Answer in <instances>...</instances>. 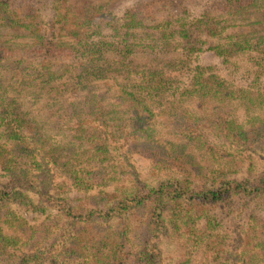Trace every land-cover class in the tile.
Listing matches in <instances>:
<instances>
[{
	"label": "trees",
	"instance_id": "16d2710c",
	"mask_svg": "<svg viewBox=\"0 0 264 264\" xmlns=\"http://www.w3.org/2000/svg\"><path fill=\"white\" fill-rule=\"evenodd\" d=\"M173 1L0 0V264H264V0Z\"/></svg>",
	"mask_w": 264,
	"mask_h": 264
},
{
	"label": "rangeland",
	"instance_id": "374dc122",
	"mask_svg": "<svg viewBox=\"0 0 264 264\" xmlns=\"http://www.w3.org/2000/svg\"><path fill=\"white\" fill-rule=\"evenodd\" d=\"M133 1H142L141 3H144L145 1H151V0H112V7L114 9L122 10L123 7L130 5ZM159 1L160 2H158V3H162V2H165L166 0H159ZM175 1L176 0H174L173 2H175ZM242 27L245 29L244 25ZM247 27H249V26H247ZM251 27L253 29L260 30V32H263L264 31V21H259L258 23L252 24ZM211 60H213V57L211 55L203 54L200 56L201 62L202 61H211ZM240 111H241V109L237 110V112H240ZM157 126H158L159 130L162 132L161 128L163 126V123H157ZM130 162H132L134 164L136 170L139 172H147V169L151 168L148 161L145 160L142 156H140L136 151L130 154ZM73 193H74V190L71 189V191H69V194H73ZM163 262H165V261H163Z\"/></svg>",
	"mask_w": 264,
	"mask_h": 264
}]
</instances>
